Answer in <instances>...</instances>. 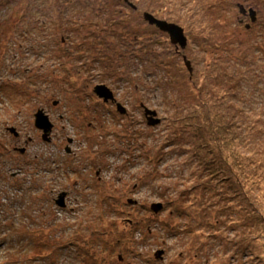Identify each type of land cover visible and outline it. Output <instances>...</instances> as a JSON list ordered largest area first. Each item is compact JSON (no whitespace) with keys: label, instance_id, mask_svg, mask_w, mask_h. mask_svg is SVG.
Instances as JSON below:
<instances>
[{"label":"rangeland","instance_id":"obj_1","mask_svg":"<svg viewBox=\"0 0 264 264\" xmlns=\"http://www.w3.org/2000/svg\"><path fill=\"white\" fill-rule=\"evenodd\" d=\"M245 1L0 0V264H264L238 212V137L264 127V0ZM144 13L180 26L185 50Z\"/></svg>","mask_w":264,"mask_h":264},{"label":"trees","instance_id":"obj_2","mask_svg":"<svg viewBox=\"0 0 264 264\" xmlns=\"http://www.w3.org/2000/svg\"><path fill=\"white\" fill-rule=\"evenodd\" d=\"M242 2L248 3L245 0H242ZM232 129L235 130V127H221L216 137L218 146L222 148L223 152L224 150H226L230 154V156L234 155L232 148L234 147V140L236 138V131H231ZM240 130H242V128ZM248 132H250L251 134L256 133L259 137V140L255 141V139L253 138L252 142L249 145V143L246 144L242 140V138L239 139L240 137H238V192L240 194V197L242 198V203L238 206V212H243L244 216L247 215L250 218V226L247 233L251 235L252 241H257L264 239V213L262 209L264 208V195L258 194V191L260 192L258 184L262 180L264 181V127H250V130ZM222 135L228 136V138H226L225 136L223 137ZM222 142L226 143L222 144ZM2 146L3 143L1 142L0 137V148H3ZM241 148H243V153L239 152ZM224 164L222 166H224ZM217 172L218 171L216 170L214 171V173ZM220 173L225 177L231 175V173H229V171L224 167L221 169ZM242 181H246V185L249 184L253 187V201L248 200V194L242 186ZM54 201H56V199ZM252 220L256 223H263L257 224L255 226L251 224ZM254 233L255 235H253ZM247 249V252H250L252 250L251 247H244L241 252L245 253Z\"/></svg>","mask_w":264,"mask_h":264},{"label":"water","instance_id":"obj_3","mask_svg":"<svg viewBox=\"0 0 264 264\" xmlns=\"http://www.w3.org/2000/svg\"><path fill=\"white\" fill-rule=\"evenodd\" d=\"M241 10H244L242 7L240 8ZM245 11V10H244ZM250 12V17H251V20L254 21V16H255V12H253L251 9L249 10ZM143 19L144 21H146L148 23V25L150 26H155L158 30H160L161 32H165L169 35L170 37V41L171 43L175 44V42L177 40H180L182 43L180 44L182 48H185L186 46V42H187V39L184 35V31L183 29L176 25V24H172V23H169L167 21H164V20H160L158 18H156L155 16H153L152 14L150 13H144L143 14ZM248 27V26H246ZM183 62L185 64V67L187 68L188 71H191V67H190V63L186 61V58L183 57ZM94 94L96 96H99L101 98H104L103 102L104 103H108V102H114L116 101L115 97L113 98L112 96V93L110 91V89L108 87H106L105 85H97L95 88H94ZM117 105V111L119 113H121L122 115L126 114V111H124L121 107L122 105L120 103H116ZM144 106V105H142ZM144 109V116L146 118V120L148 121V126L150 127H153V126H157L159 123H160V118H158V114L156 111H152L148 108H143ZM37 116L40 118V120L42 121V123L45 124V127H40L39 124L37 123L36 126L37 128L39 129H42V131L45 133V129L46 130H52V122L50 121L48 115L43 111V110H40L37 112ZM45 128V129H44ZM15 137L18 136V133L15 132L14 129H11L10 130ZM45 140L47 142H49V138L47 136V134L45 133ZM21 153H24V149H20L19 150ZM65 197L66 195L65 194H60L57 199H56V204L58 207L60 208H64L65 207ZM130 203V201H129ZM161 208V205L159 204V206H157V210ZM153 211H157L154 207L152 208ZM162 253V252H159V254Z\"/></svg>","mask_w":264,"mask_h":264},{"label":"bare ground","instance_id":"obj_4","mask_svg":"<svg viewBox=\"0 0 264 264\" xmlns=\"http://www.w3.org/2000/svg\"><path fill=\"white\" fill-rule=\"evenodd\" d=\"M253 12H255L253 9H251ZM239 13L241 14V15H249V20H248V22H250V21H252L251 20V17H250V12H247V11H244V10H241V9H239ZM247 22V25H249V23ZM171 40V39H170ZM182 42L180 41V40H177L176 42H175V44H173V43H171V44H173V45H175L177 48V50H180V51H184L185 50V48H186V46H187V42H186V46H185V48H182L181 47V44ZM177 52H179V51H177ZM187 62H189L190 63V61H188V60H186ZM185 65V64H184ZM187 69V68H186ZM111 91V93H112V96H113V98L115 97L114 96V93H113V91L112 90H110ZM97 98L99 99V100H104V98H101V97H99V96H97ZM124 111H126V109L124 108V106H122L121 107ZM44 111V110H43ZM34 122H37L38 124H39V126L41 127H45V124L44 123H42V121L40 120V118L37 116V113L36 114H34ZM52 124V127H53V130H54V127H55V124H53V123H51ZM35 127H37L36 126V124H35ZM45 129V128H44ZM41 131H42V129H41ZM11 133V132H10ZM45 133L47 134V136H51L52 134H53V131L52 130H46L45 129ZM13 136H14V134L13 133H11ZM15 137V136H14ZM19 137V134H18V136L17 137H15V138H18ZM217 141V140H216ZM44 142H46V143H49V142H47L46 140H44ZM249 145H250V143H249ZM22 149H24V152L26 153V148H22ZM20 150V149H19ZM105 150H107V149H105ZM21 153V152H20ZM22 154V153H21ZM13 177H16V174H13ZM54 203H55V205L57 206V204H56V202L54 201ZM58 207V206H57ZM46 210H47V212H50V210L49 209H47L46 208Z\"/></svg>","mask_w":264,"mask_h":264},{"label":"flooded vegetation","instance_id":"obj_5","mask_svg":"<svg viewBox=\"0 0 264 264\" xmlns=\"http://www.w3.org/2000/svg\"><path fill=\"white\" fill-rule=\"evenodd\" d=\"M160 20H161V19H160ZM153 27H155V26H153ZM48 138H49V141L52 140V137H49V136H48ZM44 140H45V138H44ZM74 141H75V140L72 139V138H67V140H66V143H67V144L64 146V150H65V153H66L68 156H69V155L71 156V154H72L73 156L76 155V153H75L74 151L71 152V150L69 149V146H70V145H72V146L74 145ZM67 150L69 151V153L66 152ZM24 154H25V152L22 153L21 155H24ZM60 194H65V195H66L65 199L68 197V191H67V190H66V191H62L61 193H59V195H60ZM59 195H58V196H59Z\"/></svg>","mask_w":264,"mask_h":264},{"label":"clouds","instance_id":"obj_6","mask_svg":"<svg viewBox=\"0 0 264 264\" xmlns=\"http://www.w3.org/2000/svg\"><path fill=\"white\" fill-rule=\"evenodd\" d=\"M143 16V15H142ZM146 22V21H145ZM148 24V23H147ZM150 26V25H149ZM156 28V27H155ZM157 29V28H156ZM158 30V29H157ZM160 31V30H159ZM161 32V31H160ZM164 33V32H163ZM185 57V56H184ZM101 85H104V84H101ZM106 86V85H105ZM96 87V86H95ZM94 87V88H95ZM107 87V86H106ZM109 88V87H108ZM110 89V88H109ZM111 90V89H110ZM93 92H94V90H93ZM96 96V95H95ZM97 97V96H96ZM102 102H103V100H102ZM104 103V102H103ZM108 103H111V102H108ZM105 104H107V103H105ZM53 105L55 106V105H57V102H55V103H53ZM142 107V109L145 107V108H148V107H146L145 105L144 106H141ZM125 115V114H124ZM145 117V116H144ZM146 119V118H145ZM52 129H53V127H52ZM53 131V130H52ZM51 137V136H50ZM51 141V140H50ZM49 141V142H50ZM60 208V207H59ZM60 209H64V208H60Z\"/></svg>","mask_w":264,"mask_h":264}]
</instances>
